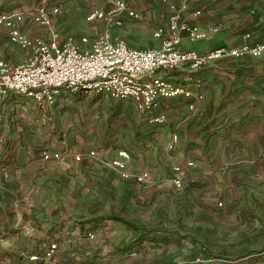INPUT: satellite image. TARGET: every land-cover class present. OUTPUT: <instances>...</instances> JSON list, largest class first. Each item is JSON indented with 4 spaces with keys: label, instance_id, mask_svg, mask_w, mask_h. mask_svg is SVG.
<instances>
[{
    "label": "rangeland",
    "instance_id": "1",
    "mask_svg": "<svg viewBox=\"0 0 264 264\" xmlns=\"http://www.w3.org/2000/svg\"><path fill=\"white\" fill-rule=\"evenodd\" d=\"M115 1L0 0V12L59 5L51 26L27 15L22 33L84 49L106 33L132 48H158L170 38L173 16L233 40L212 49L264 42V0H119L138 16L121 14L111 28L88 21ZM22 54L9 30L0 31V61L21 64ZM229 63L210 68L217 73L206 81L180 80L195 97L161 101L151 113L132 100L83 92L63 93L46 108L18 95L0 104V150L10 146L16 166L0 193V264H264V58L234 69ZM157 115L164 125L152 122ZM118 150L130 153L128 178L111 167ZM44 151L60 159L45 162ZM177 164L181 189L172 183ZM144 173L148 180L138 182ZM165 236L176 242L162 243ZM51 241L58 249L44 259Z\"/></svg>",
    "mask_w": 264,
    "mask_h": 264
},
{
    "label": "built area",
    "instance_id": "2",
    "mask_svg": "<svg viewBox=\"0 0 264 264\" xmlns=\"http://www.w3.org/2000/svg\"><path fill=\"white\" fill-rule=\"evenodd\" d=\"M61 13V7L55 5L51 10L47 6L38 7L30 12H0V26L9 30L10 39L23 49L30 50L27 60L19 65H11L0 61V104L10 95L22 96L34 102L40 108L53 106L63 93L83 92L105 95L113 100H132L140 110L152 112L161 101L177 98L192 99L195 95L188 87L174 83L165 74H171L182 68L194 75L204 67L225 60H241L245 58H264V43L252 45L242 43L237 46H219L206 53L195 50H182L179 45L184 39L204 40L208 32L181 22L178 16L169 21L170 38L164 40L160 47L136 49L122 40H114L109 33L99 36L89 49L81 48L71 39L60 44L55 37L50 43L43 40L30 39L22 33L19 25L26 16L42 26L49 27L52 15ZM126 13L136 18L138 13L128 8L123 1H115L107 11L94 10L89 13L88 21H104L111 28L120 25L118 16ZM163 31L155 34L157 39L163 38ZM83 38L81 45H87ZM202 100L201 95L197 96ZM156 125H164L166 117L157 115L152 118ZM177 137L174 142H177ZM98 153L91 151L90 157ZM45 162L57 161L59 154L48 151L42 153ZM84 158L78 154L75 160ZM130 161V153L118 150L111 160V167L125 178ZM194 161L186 166L193 167ZM177 176L172 183L176 189L184 185L182 178L183 165L174 167ZM148 173L137 177L138 182L148 180ZM32 227L26 228L30 233ZM43 258L54 256L58 249L56 242H46ZM38 261L40 256L30 257Z\"/></svg>",
    "mask_w": 264,
    "mask_h": 264
},
{
    "label": "crops",
    "instance_id": "3",
    "mask_svg": "<svg viewBox=\"0 0 264 264\" xmlns=\"http://www.w3.org/2000/svg\"><path fill=\"white\" fill-rule=\"evenodd\" d=\"M201 26H202V28L200 27L199 29H201V30H204V31H206V32H208V37L206 38V39H204V40H191V39H184L181 43H180V45H179V48L180 49H183V50H196V51H198V52H200V53H206V52H208L209 50H211L212 48H213V46H214V44H215V42L217 41V42H223V44H227V43H231L232 44V41L233 40H229V39H222L221 37H220V34H217V33H213V32H210L209 30H207V29H204L203 27H205V28H208L209 26H206V24H201ZM20 29H21V27H19ZM5 30V28L4 27H1L0 26V31H4ZM60 43V42H59ZM264 42H262V41H258V43H256V44H252V43H249V44H252V45H258V44H263ZM222 44V46H237V45H223ZM242 44V43H241ZM240 45V44H239ZM148 47H149V45H148ZM25 51H26V55H23L22 54V56H20L19 57V59L18 60H23L22 61V63L23 62H25L26 60H27V58L29 57V55H30V50H28V49H24ZM245 60H246V62H245ZM252 60H255V59H252ZM251 60V58H245V59H241V60H236V61H233V63H229V64H231L230 65V69H234V68H238V66H246V65H248L247 64V61H252ZM256 60H259V59H256ZM226 61V60H225ZM225 61H221V62H218V63H216V64H218V65H215V64H212V65H208V66H206V67H204V68H206L208 71H205V69L203 68L200 72H198V73H196V74H194V75H191L190 73H188L187 72V70H186V68H182V69H180V70H178L180 73H182V72H184V73H186L187 75H184V77L183 78H181L182 76V74H180L179 73V76H177V77H174V76H171V74H165L166 76H167V78L169 79V80H171L172 82H174V83H179V81L180 80H184V81H186V80H189V81H195V78L197 77H203V80L204 81H206V80H208V79H210V76H211V74L212 75H215L216 76V73H215V71H216V69H210V68H213V67H216V68H220L221 67V65L219 64V63H223V62H225ZM228 61V60H227ZM242 61V62H241ZM5 62V61H4ZM241 62V63H240ZM8 63V62H7ZM246 63V64H245ZM9 64H11V65H19V64H17L16 63V61H15V63H9ZM215 65V66H214ZM248 66H250V65H248ZM258 66H261V63H259L258 64ZM224 68H226L227 70H229V68H227V67H224ZM251 68V67H250ZM249 68V69H250ZM256 68V65H254V66H252V69H255ZM211 70H213L214 72H212ZM229 71H231V70H229ZM228 73V72H227ZM229 74V76H233V74H230V73H228ZM181 76V77H180ZM190 76V77H189ZM189 77V78H188ZM188 78V79H187ZM182 84V83H181ZM10 96H12V95H10ZM9 96V97H10ZM195 97V96H194ZM2 156H1V158H2V160L4 159V158H6V155H4V154H1ZM260 157H262V156H257V158L259 159ZM17 172V171H16ZM8 174V169H6L5 167H3V166H0V193H1V189L2 188H4L2 185L4 184V185H6L5 184V182H7L6 181V179H7V175ZM4 206V205H3Z\"/></svg>",
    "mask_w": 264,
    "mask_h": 264
},
{
    "label": "trees",
    "instance_id": "4",
    "mask_svg": "<svg viewBox=\"0 0 264 264\" xmlns=\"http://www.w3.org/2000/svg\"><path fill=\"white\" fill-rule=\"evenodd\" d=\"M14 9V6L11 7H6L4 10H2L1 12H6V13H11ZM11 147H6V149L3 151L0 150V166L5 167L6 169H8L9 171H13L16 169L15 163H14V154L10 153L11 152ZM1 154L6 155V158H4L2 160L1 158ZM119 222H121L123 225H125L126 227H128V229L133 230L136 234L139 233V228L135 225H133L132 223L127 222L124 219H117ZM161 242L168 244L171 242H176V240L174 239L173 236H165L161 238ZM118 252V251H116Z\"/></svg>",
    "mask_w": 264,
    "mask_h": 264
}]
</instances>
